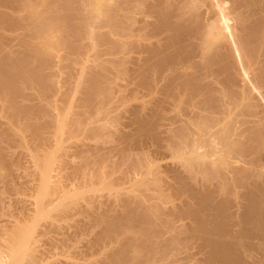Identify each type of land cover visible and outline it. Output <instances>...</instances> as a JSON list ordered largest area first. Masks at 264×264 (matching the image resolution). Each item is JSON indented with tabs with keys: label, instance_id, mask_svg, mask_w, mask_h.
Instances as JSON below:
<instances>
[{
	"label": "bare ground",
	"instance_id": "obj_1",
	"mask_svg": "<svg viewBox=\"0 0 264 264\" xmlns=\"http://www.w3.org/2000/svg\"><path fill=\"white\" fill-rule=\"evenodd\" d=\"M90 61L93 65L88 66ZM66 69H71V77L76 75L72 95L81 96L79 101L71 100L78 101L80 109L75 108L74 117H69L74 110L63 111L60 106L66 94L62 83ZM124 77L137 86L136 92L142 88L148 101L127 106L126 101L133 103L130 97L117 99L122 88L117 80ZM122 107L129 114L127 125L122 117H111ZM4 109L9 111L5 119L14 123L0 122V184L13 182L16 175L9 167L8 151L12 144H20L16 140L20 132L15 138L13 131L18 132L12 127H18L15 121L20 119L29 124L26 130L36 142L34 161L51 169L39 178L43 194L33 214L37 225L28 229L18 222L6 230L5 237H0V264H43L41 244L57 242L56 237L46 236L63 222L71 225L67 221L75 213L85 215L88 223L84 220L86 225L74 237H93L88 243L94 250L112 245L111 254L102 253L105 256L88 264H264V0H0L1 119L8 112ZM61 112L67 113L66 119L72 118L70 128L64 127L69 139L88 133L85 124L92 126L90 140L93 135L98 138L113 122L116 133L109 135L118 134V138H110L115 140L111 151L107 146L88 150L87 144V150L83 145V150L78 145L64 148L74 149L71 152L86 162L94 156L100 163L91 173L88 167L94 168L95 162L80 164L82 172L88 169L83 173L93 188L107 173L118 170L121 181L138 179L133 186L138 192L142 189L144 194L139 193L144 197L133 201L124 191L114 196L113 203L109 200L108 208L97 196L94 199L101 205L89 196L84 198L86 206H79L81 198H68L69 203L58 200L63 196L53 179L60 174L52 175L60 158L56 152L51 156L48 148L54 149L52 144L60 139L55 134L56 141L50 143L61 126ZM37 118L43 120L37 122ZM94 119L109 124L102 122L105 127L100 123L95 128ZM122 120L134 129L126 131L124 125L121 129ZM102 136L98 140L108 135ZM116 139L121 145L133 142L140 148L148 143V148L156 149L153 154L167 155L176 163L160 170L159 158L149 161V154L142 160L148 148L142 147L138 157L131 147L117 143L115 148ZM3 167L10 174L7 179ZM57 200L60 204L54 209L59 214L52 215L35 236L38 223Z\"/></svg>",
	"mask_w": 264,
	"mask_h": 264
},
{
	"label": "rangeland",
	"instance_id": "obj_2",
	"mask_svg": "<svg viewBox=\"0 0 264 264\" xmlns=\"http://www.w3.org/2000/svg\"><path fill=\"white\" fill-rule=\"evenodd\" d=\"M103 48H105V47H103ZM101 50H103V51H105L104 49H102V47H101ZM102 51V52H103ZM94 53V52H93ZM104 53H106V54H102L103 55V57L104 56H106V55H108V53L107 52H104ZM62 54V53H61ZM62 55H66V53L65 52H63V54ZM101 55V56H102ZM110 57V56H109ZM104 58H106V57H104ZM103 59V58H102ZM110 59V58H109ZM93 60V59H92ZM108 60V58L106 59V60H103V61H107ZM90 63H91V65H93V62L92 61H90L89 62V64H87L88 66H91L90 65ZM77 68V67H76ZM67 70V69H66ZM69 70H71V69H68L66 72H67V74L68 75H63V77H64V79H62V83H64L65 82V85H63V91L65 92L66 91V94L65 95H63L62 96V99H63V103H62V99H61V103H60V106L62 107V110L63 109H65V110H68V109H70V111H71V113H72V111L74 112V114L72 113V115H71V113H69L68 115H71V116H69V117H72L73 115L75 116V108H76V112H80V109L78 108V110L79 111H77V103H78V101H79V98L81 97L80 96V93H77V95H78V97L76 98H74V96L72 95V92L75 90V88H74V85L75 84H73V82L75 83V76L76 75H74V77H71V76H73V75H69ZM73 70H75V67H74V69ZM69 76V77H68ZM67 78H69V79H67ZM71 78H72V80H71ZM122 78V77H121ZM121 78H119L120 80H117L118 81V85L120 86L121 85V93H123V94H120V92H119V94H118V98L117 99H120L122 96H125V97H127V100H128V98L130 97V99L128 100V101H130L129 103H131V102H133V103H131V104H128V102L126 101V103H127V106H129V105H133L134 103V105H141V104H144V102H145V100H147L148 101V99H149V97L148 98H146L145 96H146V92L145 91H143V89L141 88V90H140V88L138 89L139 91H135V89L137 90V86H135V84L134 83H132L131 81V83L128 81L129 79L127 78V77H124L125 78V80H123V79H121ZM128 79V80H127ZM64 80H66V81H64ZM70 80H71V82H70ZM124 81V83H121V82H123ZM120 82V83H119ZM66 83L69 85H66ZM73 85V86H72ZM65 86V87H64ZM70 86H72V88L70 87ZM128 86V87H127ZM67 87L69 88V90H72V91H69L68 89H67ZM124 87V88H123ZM126 87V88H125ZM136 87V88H135ZM132 90V91H131ZM69 91V92H68ZM75 92V91H74ZM74 92H73V94H74ZM138 92H140L139 93V95L137 94L136 95V93H138ZM69 93V94H68ZM71 93V94H70ZM127 93V94H126ZM133 93H134V95H133ZM142 93V94H141ZM145 93V94H144ZM70 95H72V96H70ZM75 95H76V93H75ZM76 95V96H77ZM69 96V97H68ZM134 96V98H137L136 100L134 99V98H132ZM136 96V97H135ZM138 96V97H137ZM143 96V97H142ZM63 97H65V99L63 98ZM70 97H72V98H70ZM69 100H68V99ZM73 98H74V100H78V101H74V103H73V101H71V100H73ZM60 100V99H59ZM137 101V103L135 102V101ZM64 101H65V103H64ZM139 101L140 102H142L141 104H139ZM59 102V101H58ZM70 102H72V103H70ZM70 103V104H69ZM125 103V104H126ZM59 104V103H58ZM68 104V105H67ZM72 104H74L73 106H72ZM64 105V106H63ZM67 105V106H66ZM64 107V108H63ZM71 108H74V109H71ZM125 108V107H124ZM123 107L122 108H120L117 112H113V114L112 115H114V116H112L111 115V117H115V115H116V118L119 116V117H122L123 118V120L126 122V125H127V120H128V118H129V114L128 115H125V112H126V109H124ZM124 109V110H123ZM5 110V109H4ZM61 110V111H62ZM5 111H8L7 109L5 110ZM4 111V113H6ZM64 111V110H63ZM70 111H68V112H70ZM120 111V112H119ZM124 111V112H123ZM123 112V113H122ZM3 113V112H2ZM3 113V114H4ZM9 111L7 112V114H6V116H4L3 115V117L4 118H0L1 120H0V122H5L6 121V119H5V117H7V116H9ZM63 112H61V114H62ZM66 112L64 113V115L62 114L61 116H62V119H61V117H60V119L62 120V123H60L59 125H61L60 127L58 126V128L60 129H57V132H55V130H54V138L52 137V139H51V141H50V143L52 142H54V141H56V140H54L55 139V134H57V136H58V138L60 137V139L58 140V142L56 141V142H54V143H57V144H52V145H54V149H49L48 148V150H49V154L51 153H55L56 155H57V157L58 158H60L59 160L57 159V161H55L53 164V166H54V168H53V171L55 172H52L51 171V173L53 174L52 176L54 177V176H56V174L57 175H62V176H57V177H54V179H53V181L54 180H56V181H54V183L55 184H57V185H59V186H56L55 184H54V187H55V189L56 188H58V193H59V195H62L63 197H61V199H58V200H60L61 201V203L63 202V203H65V202H67L68 201V198L70 199V201H73L74 200V198H76V199H79L80 200V198L82 199L80 202H78L79 203V206H83V205H85L86 206V201L84 200V198L85 199H88L89 197L94 201L95 200V203H97V204H99V202H101V203H103L102 201H105L104 202V204L105 205H107V204H112L113 203V201L115 200V197L114 196H119V193H124V194H126V195H128V196H131L130 198H134L133 199V201H137L138 199H141V197H144V196H141V194L143 195L144 193H141L142 191V189H140L139 190V192L141 193H139L136 189H135V184H134V182H135V180L137 179H134L133 178V180L132 181H134V182H132L131 181V179H129V181H127V180H125V181H121L119 178H121V173H120V175H119V172H118V170L115 172L114 171V174H112V173H107L106 174V176H107V179H106V176H105V180L104 181H102V182H100L99 184L100 185H98L97 183V185H95L96 187H94L93 188V184H91V182L88 180V178H86V175H84V173L86 172L87 173V170L86 171H81L82 170V166L83 165H80L81 163H82V161L84 162V160H85V162H86V160L87 159H82V158H78V156H80L79 154H78V156L76 155V153H72L71 152V150H73L74 151V149L77 147V145H78V148H79V146L80 145H86L87 147H88V150H89V148L91 149V147H92V149H96L97 147H99L100 148V146H107L106 148H108L109 150L110 149H112V147H113V145L111 144L112 142H113V144H114V142H115V140L114 141H112L111 139V137H113L114 136V138H118L117 136H118V134L116 135H109L110 133H112V131H113V133H114V130H115V133H116V128L113 126V122H110L111 123V125H109L110 126V129H108V126H107V122L105 123L104 122V120L103 121H100V123L101 124H103L102 122H104L105 124H106V128L108 129V133H107V129H105V131H103L104 132V134H105V132H106V135H108V136H110V137H108V136H106V135H104L103 133H101L100 134V137L102 136V135H104V136H106V139L104 138V139H101L103 142H104V144H105V142L108 144V145H99V144H102V141L101 140H98L100 137H98L97 138V136L95 137V135H93V137H92V139L90 140V135L88 136V134H90V132H91V128H92V126H91V128L89 127L88 128V126L89 125H87V124H85L86 125V129H90V131L88 130V133H86L85 134V132H84V134H79V136H78V134H77V136H78V138H77V136H76V138H75V136L74 137H71L70 139L69 138H67V132L65 133L64 131H66L67 129H69L70 128V122H69V120H71L68 116V120L66 119ZM77 114V113H76ZM122 114H124L125 116L123 117V115ZM1 116L0 117H2V114H0ZM63 116H65V118L63 119ZM73 116V117H74ZM92 118H94V117H92ZM121 118V119H122ZM38 119L39 118H37V122H39L40 121V119H39V121H38ZM89 119V118H88ZM8 121L7 122H9L10 121V119L8 118L7 119ZM23 119H20V121H22ZM43 120V119H42ZM41 120V121H42ZM65 120V121H64ZM67 120V121H66ZM89 120H91V119H89ZM123 120L121 121V123H122V126L120 127V124H119V127L121 128V129H123L122 127H124L125 129L127 128L126 127V125L125 124H123V123H125V122H123ZM19 120H17V121H15V123H18V127L21 125V127H19V129H18V127H15V124H14V126H12V127H14V128H16L15 130L18 132V133H16L15 131H13V133L14 134H17V135H15V138H16V136L18 137V134H19V132H20V136L22 137L23 135V137L22 138H24V139H22L20 136V138L22 139H20L19 140V137H18V139L16 138V140L17 141H19L20 142V144L17 142V144H19V145H17V144H15V146L13 147V144H12V146H10V147H12L9 151H8V159L10 160V162L11 163H9V161H7V166L10 164V169L12 170V167H13V170H14V173L16 174L15 176H14V181L12 182H8V183H1L0 184V237H5V235L4 234H6L5 232H6V230L7 229H9L11 226H13V225H15L16 223H18L19 222V224L20 225H22L23 227H25V226H27L28 227V229H29V227H33V225L35 226V224H36V219H35V216L33 215L34 214V211H37L36 209H35V207L37 208V205H36V203H37V199H39V197H40V195H42L43 193V189L41 190V187H42V184L40 183V181H42L41 179L39 180V178H41V176L43 175V176H45V174L47 173V169L49 168H47L46 166L44 167V168H42L36 161H34V158H36L35 156L33 157V153H34V155L35 154H38V152H35V147H36V142H35V144L33 143L34 142V140H32L31 138H33V135H31L32 133H30V130L28 131V129L29 128H27V130H26V127L27 126H29V124L26 126V124L27 123H25V122H20ZM40 121V122H41ZM88 121V120H87ZM7 122H5L6 124H7ZM12 121H10V123H11ZM60 122V121H59ZM66 122H68V123H66ZM89 123H93V126H98L99 124L97 123V119H96V121H95V119L94 120H92L91 122L90 121H88ZM13 123H14V121H13ZM13 123H11L12 125H13ZM19 123H21L20 125H19ZM22 123H25V128H24V126H22ZM86 123V122H85ZM65 124H66V126H68L67 127V129L65 130ZM68 124V125H67ZM108 124H109V122H108ZM7 125H10V124H7ZM58 125V124H57ZM56 125V126H57ZM70 125V126H69ZM104 125V124H103ZM102 125V126H103ZM124 125V126H123ZM63 126V127H62ZM97 126L95 127V128H97ZM102 126H101V128H102ZM111 126H112V128H113V130H111ZM9 127V126H8ZM11 127V126H10ZM11 127V128H12ZM104 127H105V125H104ZM23 130H22V129ZM132 128V129H131ZM18 129V130H17ZM102 129H104V128H102ZM124 129V130H125ZM134 128L133 127H128L127 129H126V131H130V130H133ZM13 130V129H12ZM26 130V131H25ZM111 130V131H110ZM24 131V132H23ZM68 131V130H67ZM63 132V133H62ZM80 132H82V131H80ZM79 132V133H80ZM87 132V131H86ZM65 133V134H64ZM93 132H91V134H92ZM64 134V135H63ZM63 135V136H62ZM71 135V134H70ZM73 136V135H72ZM104 136H102V137H104ZM116 136V137H115ZM66 137V138H65ZM68 137H69V135H68ZM84 137V138H83ZM72 138H74L73 139V141H72ZM97 138V139H96ZM111 138V139H110ZM113 138V139H114ZM57 139V138H56ZM67 139V140H66ZM68 139H69V141H68ZM25 140V141H24ZM33 142H32V141ZM106 140V141H105ZM108 140H111V142L110 141H108ZM59 141H60V143H59ZM66 141V142H65ZM82 141H84V142H82ZM100 143H99V142ZM23 144H22V143ZM68 142V143H67ZM75 142V143H74ZM86 142V143H85ZM97 142V143H96ZM109 142H110V145H109ZM119 141H117V139H116V146H115V148L118 146L117 145V143H118ZM28 143V144H27ZM33 143V144H32ZM41 143V144H40ZM44 142H39V144L41 145V147L42 146H45L44 144H43ZM50 143H48V145L50 144ZM58 143H59V145H58ZM64 143V144H63ZM66 143V144H65ZM70 143V144H69ZM71 143H72V146H71ZM80 143H82V144H80ZM124 143V142H123ZM22 144V145H21ZM63 144V145H62ZM96 144V145H95ZM118 144H122V142H120V143H118ZM128 144V142H126V144L124 143V145H121L122 147H124V146H126ZM129 144H130V146L128 145V146H126V147H131V148H129L130 150H132V151H134V150H136V151H134L135 152V154L134 155H137L138 156V153H139V156H140V153H142L144 150H146V148H148V146H147V144L148 143H146V145H145V143H143V145L141 146V144H140V146H141V148L140 147H137V146H135L134 147V145H135V143H131V142H129ZM5 145V144H4ZM23 145H27V148H26V146L24 147ZM35 147H34V146ZM63 146V148L62 147H59V149H58V146ZM64 145L65 146H70V147H74V149H71L70 147H67L68 148V150L67 151H69V152H71V153H67V151H66V147L64 148ZM74 145V146H73ZM99 145V146H98ZM133 145V146H132ZM29 146V147H28ZM49 146H51V144L49 145ZM49 146H47V147H49ZM83 146L81 147V149L83 148ZM90 146V147H89ZM97 146V147H96ZM111 148H110V147ZM138 146H139V144H138ZM144 146L146 147V148H144ZM152 146V145H151ZM46 147V148H47ZM132 147L133 148H135V149H132ZM142 147H143V149H142ZM30 148V149H29ZM51 148H52V146H51ZM61 148H62V151H61ZM77 148V150H75V152L76 151H79V149ZM106 148H103L104 150H105V152H109V150L108 149H106ZM138 150H137V149ZM33 149H35V150H33ZM56 149H57V151H56ZM65 149V150H64ZM80 149V150H81ZM84 150L86 149L85 148V146H84V148H83ZM82 149V150H83ZM91 149V150H92ZM102 149V148H101ZM102 149V150H103ZM114 149V148H113ZM31 150V151H30ZM42 150V149H41ZM50 150L52 151V152H50ZM59 150V151H58ZM63 150H64V152H63ZM87 150V149H86ZM103 150V151H104ZM106 150H108V151H106ZM140 150V151H139ZM143 150V151H142ZM150 150H151V152H150ZM156 152L155 150L156 149H154L153 148V146L152 147H150L149 146V148L147 149V151H144L145 152V154H142L141 155V158H142V160L144 159V155H149L148 157H150L149 159V161H151V159H157V158H159V159H157V162H158V160H160L159 162H158V164H160V165H158L157 163V165L158 166H160L159 168H160V170H163V167L164 166H169V165H173V163H174V161H175V163H176V160H172L173 158H171V157H168L167 155H162V154H159V153H157V154H153L154 152ZM111 151V150H110ZM142 151V152H141ZM148 151H149V153H148ZM33 152V153H32ZM39 152H40V150H39ZM58 152V153H57ZM65 152H66V154H65ZM137 152V153H136ZM41 153H43V152H41ZM62 153H64V154H62ZM78 153V152H77ZM133 153V152H132ZM50 154V155H51ZM62 154V155H61ZM71 154V155H70ZM73 154V155H72ZM50 155H47L48 156V158L49 157H51ZM71 158H69L68 156ZM153 155V156H152ZM37 156V155H36ZM47 156H45V157H47ZM63 156V157H62ZM75 156H77V157H75ZM138 156V157H139ZM143 156V157H142ZM154 156H156V157H154ZM167 156V157H166ZM54 157V156H53ZM56 157V158H57ZM68 157V158H67ZM165 157V158H164ZM62 158V159H61ZM66 158V159H65ZM73 158V159H72ZM76 158V159H75ZM78 158V159H77ZM94 159V160H92V161H90V159ZM92 158H90V159H88L89 161H87L86 162V165H88L87 163H90L91 164V162H95V161H97L96 159H95V157L93 156ZM140 158V159H141ZM146 158V157H145ZM161 158V159H160ZM117 159V158H116ZM115 159V161L116 162H118L117 160ZM31 160H32V162H31ZM35 160H37V159H35ZM114 160V159H113ZM146 160H147V158H146ZM162 160V161H161ZM144 161H145V159H144ZM152 161H154V160H152ZM61 162V163H60ZM70 162V163H69ZM79 162V163H78ZM85 162L84 163H82V164H85ZM116 162H114V163H116ZM170 162V164H168V163ZM172 162V163H171ZM9 163V164H8ZM35 163V164H34ZM96 163V164H95ZM95 163H93V164H95V167L94 168H92L94 165H92V167H88L89 168V171H90V169H91V171L89 172V173H91L93 170H95V169H98V167L97 166H99L100 167V163L99 162H95ZM98 163V164H97ZM167 163V164H166ZM12 164V165H11ZM37 164V165H36ZM64 164V165H63ZM69 164V166H67ZM166 164V165H165ZM36 165V166H35ZM56 165H58V167L59 168H57V166ZM60 165V166H59ZM76 165V166H75ZM12 166V167H11ZM52 166V167H53ZM77 166H79V167H81L80 168V171L83 173V174H81L80 173V171L78 172V169H77ZM163 166V167H162ZM4 167H6V164H5V166ZM3 167V168H4ZM38 167V168H37ZM39 167H41V168H39ZM64 167V170H62L61 168H63ZM71 167V168H70ZM76 167V168H75ZM3 168H2V175H3V177L5 178V177H7L8 176V171L6 170V168H4L5 170H3ZM55 168H56V170H55ZM73 168V169H72ZM7 169H9V168H7ZM37 169H39V170H37ZM51 169V168H50ZM50 169H48V170H50ZM59 169V170H58ZM61 169V170H60ZM70 169V170H69ZM77 169V171H75ZM93 169V170H92ZM12 170V171H13ZM57 170H58V172H57ZM83 170H85V168L83 169ZM59 171H62L63 173H61V172H59ZM113 171V170H112ZM111 171V172H112ZM46 172V173H45ZM108 172V171H107ZM39 173H41V174H39ZM43 173V174H42ZM118 173V174H117ZM111 174V175H110ZM117 174V175H116ZM10 175V174H9ZM84 175V176H83ZM112 176V177H111ZM62 177V178H61ZM108 177H109V179H108ZM162 177V175H159L158 176V178H161ZM37 178H38V180H37ZM59 178H61V179H59ZM119 180H118V179ZM5 179H7V178H5ZM43 179V178H42ZM58 179V180H57ZM86 179V180H85ZM112 179V180H111ZM114 179V180H113ZM141 179V178H140ZM85 180V181H84ZM88 180V181H87ZM107 180H109V182L107 181ZM117 180V181H116ZM138 180V179H137ZM136 180V181H137ZM35 181V182H34ZM112 181V182H111ZM113 181H115V183L113 182ZM131 181V183H129ZM39 184H38V183ZM87 182V183H86ZM117 182V183H116ZM118 182H120V183H118ZM60 183H61V185L63 184V186H61L60 185ZM93 183V182H92ZM108 183V184H107ZM125 183V184H124ZM8 184V185H7ZM41 184V185H40ZM90 184V185H89ZM113 184V185H112ZM6 185V186H5ZM37 185H38V187H37ZM39 185H40V188H39ZM83 185H87V186H83ZM134 185V186H133ZM66 186V187H65ZM90 186H92V187H90ZM111 186H113L112 188H110ZM131 186H133V187H131ZM53 187V188H54ZM80 187V188H79ZM90 187V188H89ZM130 187V188H129ZM150 187H151V185H150ZM150 187H148V188H150ZM68 188V189H67ZM74 188V189H73ZM79 188V189H78ZM114 188H116V190L114 189ZM123 188H124V190H123ZM131 188H133V190L131 189ZM60 189V190H59ZM94 189V190H93ZM127 189V190H126ZM153 189V188H152ZM137 192H136V191ZM38 191V192H37ZM63 191V192H62ZM121 191V192H120ZM123 191V192H122ZM126 193H125V192ZM129 191H130V193H129ZM135 191V192H134ZM56 193V195H57V192L56 191H54V189H53V193ZM68 194H66V193ZM42 193V194H41ZM62 193V194H61ZM152 193V192H151ZM150 193V194H151ZM65 196H64V195ZM77 194V195H76ZM134 194V195H133ZM153 194V193H152ZM72 197H71V196ZM74 195H76V196H74ZM137 195H138V197H137ZM53 196V195H52ZM68 196V197H67ZM74 196V197H73ZM81 196V197H80ZM89 196V197H88ZM96 196H97V198H98V200H102V201H96V199H94V197L96 198ZM114 197V199H112L113 197ZM133 196V197H132ZM141 196V197H140ZM78 197V198H77ZM93 197V198H92ZM112 197V198H111ZM116 197V198H117ZM53 198H54V196H53ZM52 198V199H53ZM56 198V197H55ZM63 198V199H62ZM71 198L73 199V200H71ZM104 198V199H103ZM137 198V199H136ZM57 199V198H56ZM66 199V200H65ZM75 199V200H76ZM57 200V202L55 201V205L52 207V208H49L50 210H53L54 209V207L57 205L58 206V204H60V201H58ZM65 200V201H64ZM74 200V201H75ZM112 201V203H109L110 201ZM78 201V200H77ZM76 201V202H77ZM67 203H69V202H67ZM101 203L99 204V205H101ZM81 204V205H80ZM104 204L102 205L103 206V210H105L104 208L105 207H109L108 205L107 206H105L104 207ZM78 206V207H79ZM34 208V209H33ZM106 208V209H107ZM57 208H55L54 209V211H50V210H46V216H44L45 218L43 219V217H42V220H41V222H39L40 220V217L41 216H39V215H37V216H39V223H38V225H39V227H37L38 229H36L35 231L37 232V233H35L34 235L35 236H39V234L40 233H42L43 232V230H42V228H45L47 225H48V223H49V221L48 220H50L49 218L50 217H52V215H54V214H59V210H57V212L58 213H56L55 212V210H56ZM47 212H49L48 214H47ZM53 212V213H52ZM75 213V212H74ZM27 215V216H26ZM32 215V216H31ZM80 214H74V217L72 216L71 218H70V220H68L67 222H69V223H71V225H68L69 226V228H68V226H66L65 225V223L63 222V224L65 225V227H66V229H68L67 231L65 230V227H62V226H64L62 223H60V224H62V226H59L60 224H58V226H59V228H57L56 230H53V232H52V234H51V232L48 234V232H47V236L44 234V235H42V236H40V237H44V236H46V237H50V238H52V239H54V237H56L54 240V242H56V240H57V242L55 243V246L54 245H52L51 243H42L41 244V247H40V251H41V254L43 255V257H42V255H40L41 256V258H40V261H42L43 262V264H59V262L61 263V264H69V262L72 264H75L76 262L77 263H80V264H88V263H90L91 261L90 260H94V258L95 259H97V258H100L101 256H108L109 255V253L111 254V252H112V245H109L108 246V244H106V245H104L105 246V248H104V250L103 249H101V250H99V249H90V245H89V241L90 240H92L93 239V237H91V236H87V235H85L84 237L82 236V237H74L75 235H74V233H76V230H78V228H79V230H80V228H82V226L83 225H86V223H88V219L86 218V220H85V217L83 216H79ZM55 216V215H54ZM47 218V219H46ZM74 218V219H73ZM73 219V220H72ZM27 220V221H26ZM86 221V223L84 224V222ZM32 221V222H31ZM34 221H36V222H34ZM35 223V224H34ZM83 223V224H82ZM33 224V225H32ZM44 224V225H43ZM67 224V223H66ZM37 225V224H36ZM42 226V227H41ZM57 226V227H58ZM72 227V228H71ZM40 228V229H39ZM63 229H64V232H63ZM40 230V231H39ZM41 230H42V232H41ZM45 230V229H44ZM71 230V231H70ZM78 230V231H79ZM73 231V232H72ZM40 232V233H39ZM67 232V233H66ZM55 235H54V234ZM63 233H65V234H63ZM37 234V235H36ZM4 235V236H3ZM37 236V237H38ZM66 236V237H65ZM59 238V239H58ZM65 238V242L63 243V244H61V242L59 241V240H61V239H64ZM81 238V239H80ZM88 238V239H87ZM91 238V239H90ZM80 239V240H79ZM59 242V243H58ZM53 243V242H52ZM60 244V245H59ZM66 244V246H64ZM53 246V247H52ZM107 246V247H106ZM103 248V247H102ZM49 249V250H48ZM78 249V250H77ZM46 251V253H45V251ZM70 251V252H69ZM79 251V253H77ZM105 251V252H104ZM73 253V254H72ZM102 253H105V255H101ZM51 254V255H50ZM83 254V255H82ZM77 256V257H76ZM2 257L4 258V255H2ZM46 257V258H45ZM87 257V258H86ZM91 257V258H90ZM49 258V259H48ZM86 258V259H85ZM42 259V260H41ZM45 259V260H44ZM85 260H88V262L87 261H85ZM45 261V262H44ZM76 261V262H75ZM84 262V263H83Z\"/></svg>",
	"mask_w": 264,
	"mask_h": 264
}]
</instances>
